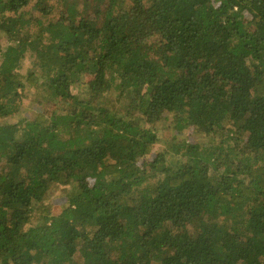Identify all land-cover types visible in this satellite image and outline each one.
Masks as SVG:
<instances>
[{
  "label": "trees",
  "instance_id": "trees-1",
  "mask_svg": "<svg viewBox=\"0 0 264 264\" xmlns=\"http://www.w3.org/2000/svg\"><path fill=\"white\" fill-rule=\"evenodd\" d=\"M0 31V264H264V0H0Z\"/></svg>",
  "mask_w": 264,
  "mask_h": 264
},
{
  "label": "rangeland",
  "instance_id": "rangeland-1",
  "mask_svg": "<svg viewBox=\"0 0 264 264\" xmlns=\"http://www.w3.org/2000/svg\"><path fill=\"white\" fill-rule=\"evenodd\" d=\"M8 45L7 43V40L6 38L4 37V34L0 31V48L1 49H4L6 48V46ZM73 91V94L75 95H80L81 96V90L79 88H73L72 89ZM116 98L114 95L108 97V102H109V106H113L114 108H111L112 110H116L119 109V106L120 104L116 105L114 103H116ZM114 104V105H113ZM30 108H33V106H30ZM34 112L36 113L37 111H41L43 110L42 107L40 108V106H36L34 108ZM169 125H170V120H167V121H163L161 123H158L156 125V129L158 130V134L159 136L161 137V143H158L154 146V150L152 152L151 155H149L148 157H146L144 160L146 161H149V160H152L153 157L155 156V153L159 152V151H162L163 148H164V144H163V140L165 139H170L171 136L174 134L173 130L169 128ZM176 133V132H175ZM183 138L185 139H188L190 143H198L200 142V144H205L207 143V140H202L204 139V135H196L195 134V131L193 128H189V129H186L184 131V135H182ZM143 161L140 162V164L142 163ZM65 196H64V191L62 188H57V189H54L49 197V203L53 209V207L55 206V212L58 213L60 212L59 211V207L61 204H64L65 203ZM54 210V209H53Z\"/></svg>",
  "mask_w": 264,
  "mask_h": 264
}]
</instances>
